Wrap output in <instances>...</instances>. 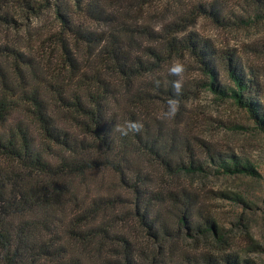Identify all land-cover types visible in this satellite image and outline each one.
<instances>
[{"label":"trees","instance_id":"trees-1","mask_svg":"<svg viewBox=\"0 0 264 264\" xmlns=\"http://www.w3.org/2000/svg\"><path fill=\"white\" fill-rule=\"evenodd\" d=\"M73 2L78 14L102 28L78 20L69 0L55 3L60 29L50 38L67 69L60 75L43 72L34 37L17 35L19 15L40 14L44 3L0 0V264H250L232 253L207 254L203 263L175 260L168 218L176 216L177 226L191 231L197 199L184 187H164L165 181L155 186V173L145 170V161L169 177L203 170L192 156L175 160L176 141L152 111L159 100L173 96L172 82L152 77L165 61L188 54L204 73L205 87L247 109L264 132V113L248 95L253 80L231 57L227 68L233 85L221 88L214 52L196 33L176 35L168 28L154 31L157 44H138L136 34L152 31L134 28L121 10L91 0ZM207 8L200 5L196 14L221 22L219 8ZM191 91L184 85L178 101ZM129 120L140 121L142 131L113 132L116 123ZM209 161L223 173L261 175L235 154L212 155ZM97 170L114 172L127 195L83 198L80 188ZM126 207L122 212L158 244L155 249L120 230L116 210ZM202 223L219 236L215 220L204 217Z\"/></svg>","mask_w":264,"mask_h":264},{"label":"rangeland","instance_id":"rangeland-1","mask_svg":"<svg viewBox=\"0 0 264 264\" xmlns=\"http://www.w3.org/2000/svg\"><path fill=\"white\" fill-rule=\"evenodd\" d=\"M45 8L37 15H19L20 28L17 35L23 38L34 37V45L40 46V58L43 72L60 74L62 69L59 52L51 42V34L59 31L60 19L55 3L63 0H37ZM75 17L94 29L102 28L96 21L78 14L73 7ZM100 6L107 4L109 11L121 10L126 20L134 28L152 31L151 34H136L135 43L157 44L155 32H164L170 28L172 34L196 33L209 43L214 52V64L218 70L217 81L221 88L233 85L227 68L232 57L238 70H244L247 78L255 85L253 97L264 113V0H91ZM106 1V2H105ZM219 8L221 22H217L196 12L200 5ZM179 30V31H178ZM173 60L185 66L184 85L192 89L188 99L179 102L180 107L174 118H166L168 98L159 100L152 111L165 121L172 140L176 141L178 158L193 160L203 165V170L193 172L180 171L177 176L169 177L164 169L155 162L145 161V170H151L155 186L163 184L166 188H185L197 199L193 209L194 225L191 231L177 226L176 216L168 218L172 224L174 238L171 241L174 259L190 257L203 263L205 255L218 257L225 253L238 255L250 264H264V132L259 129L247 109L238 106L232 99L221 98L205 87L204 73L192 57H176L165 61L154 76H161L164 82L176 79L170 76L168 69ZM173 140V141H174ZM175 145V142H174ZM235 154L243 160H250L261 174L260 177L223 173L218 163L209 161L210 156ZM164 181L166 183H164ZM86 186L81 187V196L90 199L96 195H127L120 187L118 177L110 170H97L87 174ZM154 186V187H155ZM170 203V202H169ZM168 203V204H169ZM166 204V203H164ZM118 208L117 217L120 230L132 234L139 245H148L155 249L147 233L139 228L133 217ZM212 218L218 225L219 236L206 232L202 221ZM186 255V256H184ZM171 260L167 258V261ZM147 259L142 263H146Z\"/></svg>","mask_w":264,"mask_h":264},{"label":"clouds","instance_id":"clouds-1","mask_svg":"<svg viewBox=\"0 0 264 264\" xmlns=\"http://www.w3.org/2000/svg\"><path fill=\"white\" fill-rule=\"evenodd\" d=\"M185 70L184 64L177 60H173L168 69L169 75L176 77V79L172 81L173 96L167 102V111L164 113L166 118H174L179 110L180 104L178 97L182 95L183 92ZM155 83L156 86L160 85L159 80H156ZM142 129L143 124L140 121L129 120L123 125L116 123L113 132H119L122 136H127L129 133H140Z\"/></svg>","mask_w":264,"mask_h":264}]
</instances>
